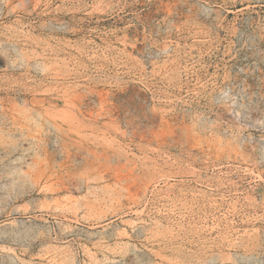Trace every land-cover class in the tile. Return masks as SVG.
Wrapping results in <instances>:
<instances>
[{
	"label": "rangeland",
	"instance_id": "rangeland-1",
	"mask_svg": "<svg viewBox=\"0 0 264 264\" xmlns=\"http://www.w3.org/2000/svg\"><path fill=\"white\" fill-rule=\"evenodd\" d=\"M0 264H264V0H0Z\"/></svg>",
	"mask_w": 264,
	"mask_h": 264
}]
</instances>
